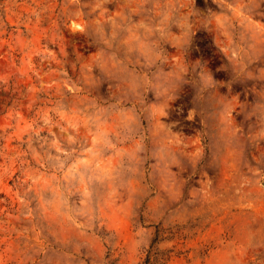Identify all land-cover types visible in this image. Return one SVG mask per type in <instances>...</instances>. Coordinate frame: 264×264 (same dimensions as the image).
Instances as JSON below:
<instances>
[{"label": "rangeland", "instance_id": "374dc122", "mask_svg": "<svg viewBox=\"0 0 264 264\" xmlns=\"http://www.w3.org/2000/svg\"><path fill=\"white\" fill-rule=\"evenodd\" d=\"M148 256L264 264V0H0V264Z\"/></svg>", "mask_w": 264, "mask_h": 264}, {"label": "trees", "instance_id": "16d2710c", "mask_svg": "<svg viewBox=\"0 0 264 264\" xmlns=\"http://www.w3.org/2000/svg\"><path fill=\"white\" fill-rule=\"evenodd\" d=\"M156 235L158 237V232H156ZM142 264H153V262L151 261V257L148 256Z\"/></svg>", "mask_w": 264, "mask_h": 264}]
</instances>
